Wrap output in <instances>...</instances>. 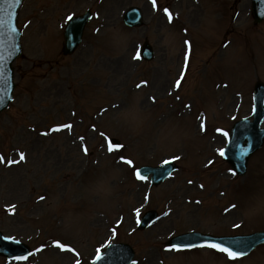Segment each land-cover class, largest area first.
Instances as JSON below:
<instances>
[{"label": "rangeland", "instance_id": "rangeland-1", "mask_svg": "<svg viewBox=\"0 0 264 264\" xmlns=\"http://www.w3.org/2000/svg\"><path fill=\"white\" fill-rule=\"evenodd\" d=\"M130 5L140 27L122 22ZM87 8L81 45L62 55L64 22ZM18 26L13 99L0 114V230L34 251L0 264H88L114 241L135 249L131 264H264V244L235 259L165 246L188 230L264 229V145L243 177L219 151L264 82V20L253 23L249 0H23ZM112 139L123 147L109 151ZM166 159L178 168L160 185L136 177ZM150 208L163 217L137 230Z\"/></svg>", "mask_w": 264, "mask_h": 264}, {"label": "water", "instance_id": "water-1", "mask_svg": "<svg viewBox=\"0 0 264 264\" xmlns=\"http://www.w3.org/2000/svg\"><path fill=\"white\" fill-rule=\"evenodd\" d=\"M20 3L16 5H3L5 17L8 12L15 13L13 17L15 26ZM251 3L254 21L258 22L264 18V0H251ZM88 18L89 12L82 16L73 17L67 22L63 43L64 54L72 53L77 47L80 42L82 29ZM140 19L139 10L136 8H130L124 14L125 22L130 25L139 24ZM19 34L18 29L15 33L6 32L3 36V42L0 43V55L6 57L4 62L0 63V69L4 70L8 80L7 84L0 81V98H2V102H0V111L3 110L11 100L12 90L14 88L12 62L20 55ZM143 56L147 59L152 57L151 49L147 44L143 47ZM256 94L257 96L252 114L253 120L250 121L249 118H245L234 124L229 142L224 150V157L237 174H244L249 156L264 142V128H259V124L264 117V85L262 83H257ZM172 169L173 165L168 162L160 167H142L141 173L147 175L151 172L153 174L152 181L157 184L162 181ZM156 218L157 213L155 210L147 211L141 218L139 228H144L155 221ZM204 242L220 243L231 248L235 252L246 254L254 246L264 242V231L234 236H212L192 231L174 236L168 241L170 245H180L181 247H183V245H195ZM27 252L28 248L25 245L11 239H5L0 233V254L10 257ZM100 257L101 259H95L92 264H128L133 257V250L125 243H114L110 244L108 248L100 254Z\"/></svg>", "mask_w": 264, "mask_h": 264}, {"label": "snow or ice", "instance_id": "snow-or-ice-1", "mask_svg": "<svg viewBox=\"0 0 264 264\" xmlns=\"http://www.w3.org/2000/svg\"><path fill=\"white\" fill-rule=\"evenodd\" d=\"M20 2H21V0H0V43L3 42V36L6 34V32L15 33L17 31L16 26L13 22V17L15 15V13L14 12H8L6 14V17H7L6 18L5 14H4L3 5L4 4L16 5V4H19ZM152 2H153V5L155 6L156 0H152ZM164 12L168 14L169 19L172 18V13L169 11V9L165 8ZM71 19H72V16H69L68 20H71ZM5 59H6V57H4L3 55H0V63H3ZM0 81H2L4 84H7V82H8L7 77L5 76L3 69H0ZM176 83H177V86H179L180 81L178 80ZM0 102H2V98H0ZM61 127L71 128V125L70 124L62 125ZM224 135L227 136L228 133L225 132ZM121 147H123V146L119 145V144H113V143H111V141H109V147H108L109 151H112L113 149H118ZM84 150H85V152H87L86 147ZM219 151H220V155L223 156L225 154L224 149H220ZM24 158H25L24 153L21 152L20 153V159L23 160ZM124 159L125 158L123 156H121V160H124ZM174 159H178V157H174ZM3 160H4V157L2 155H0V161H3ZM16 162H18V161H9V163H16ZM126 162L128 164L133 163L132 160H130V159L127 160ZM136 175L141 180H147L148 179L147 176L141 175L139 169L136 170ZM233 207H235V205H233ZM137 213H139V209H137ZM5 239H12V238L11 237H5ZM55 243L58 244L61 249H65V248L69 247L66 244H61L59 241H56ZM207 246H209L213 249H217L220 252L226 253L228 255V257L232 258V259L238 258L239 256L243 255V253L235 252L231 248H229L223 244H220V243L211 242V243H208ZM172 247L173 248H180L181 246L180 245H172ZM183 247H192V245H183ZM71 250L75 251V249H71ZM15 259L27 260L28 257L27 256H17V257H15ZM96 259L97 260L101 259L100 255H99V249L97 250ZM76 264H79V261H77Z\"/></svg>", "mask_w": 264, "mask_h": 264}, {"label": "bare ground", "instance_id": "bare-ground-1", "mask_svg": "<svg viewBox=\"0 0 264 264\" xmlns=\"http://www.w3.org/2000/svg\"><path fill=\"white\" fill-rule=\"evenodd\" d=\"M118 63V61H114V64H117Z\"/></svg>", "mask_w": 264, "mask_h": 264}]
</instances>
